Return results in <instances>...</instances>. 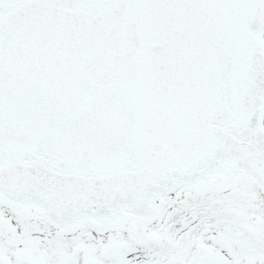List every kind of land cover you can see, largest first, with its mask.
Segmentation results:
<instances>
[{"label": "snow or ice", "instance_id": "6c2138e0", "mask_svg": "<svg viewBox=\"0 0 264 264\" xmlns=\"http://www.w3.org/2000/svg\"><path fill=\"white\" fill-rule=\"evenodd\" d=\"M0 264H264V0H0Z\"/></svg>", "mask_w": 264, "mask_h": 264}]
</instances>
